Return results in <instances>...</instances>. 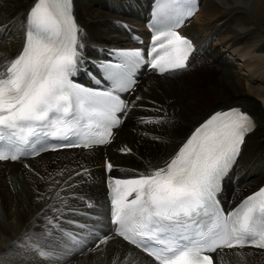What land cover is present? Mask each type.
Returning <instances> with one entry per match:
<instances>
[{
	"label": "bare ground",
	"instance_id": "1",
	"mask_svg": "<svg viewBox=\"0 0 264 264\" xmlns=\"http://www.w3.org/2000/svg\"><path fill=\"white\" fill-rule=\"evenodd\" d=\"M35 2L0 0V71L22 50L28 13ZM149 2L73 0L82 56L103 55L104 50L98 54L97 48L132 47L120 23L144 41ZM199 2V11L180 30L195 44L188 71L156 76L141 70L134 88L123 97L127 107L109 145L0 163V256L10 261L22 258L27 264H152L111 234L104 161L113 165L108 175L117 178L163 167L193 130L220 110L239 108L255 124L231 173L223 180L220 202L230 208L264 183V0ZM194 67L221 71L217 79L207 80L201 70L208 89L221 95L212 109L197 105V96L209 90L196 87V78L173 83L188 76ZM142 79L151 84L145 86ZM173 99L177 103L170 102ZM156 128L163 130L157 132ZM85 227L102 238L88 235ZM104 238L106 242L101 243ZM214 262L264 264V253L229 250L214 254Z\"/></svg>",
	"mask_w": 264,
	"mask_h": 264
},
{
	"label": "snow or ice",
	"instance_id": "2",
	"mask_svg": "<svg viewBox=\"0 0 264 264\" xmlns=\"http://www.w3.org/2000/svg\"><path fill=\"white\" fill-rule=\"evenodd\" d=\"M161 3L175 22L156 28L147 61L145 53L135 49L120 53L121 67H107L116 87L126 83L125 70L140 63L160 73L187 67L192 42L174 29L194 15L193 0H158V10ZM27 25L22 50L0 71V141L27 143L38 129L52 127L53 134L85 136L82 144L70 146L108 143L112 127L120 122L115 114L127 105L111 92L88 89L71 79L83 47L71 0H36ZM85 117L101 118L100 138L81 132ZM254 127L239 108L215 112L163 167L132 178H110L109 214L116 234L143 248L158 264H213L207 253L217 249H264V188L228 214L216 199L223 177ZM9 158L18 157L0 152V160ZM112 168L108 163L107 169Z\"/></svg>",
	"mask_w": 264,
	"mask_h": 264
},
{
	"label": "rangeland",
	"instance_id": "3",
	"mask_svg": "<svg viewBox=\"0 0 264 264\" xmlns=\"http://www.w3.org/2000/svg\"><path fill=\"white\" fill-rule=\"evenodd\" d=\"M98 10H99V8H98ZM228 56L225 54V55H223V58H227ZM200 67H194V69L191 71V73L188 75V76H184V77H181L180 79H178V80H176V81H174L173 83H181L183 80H188V81H191V80H193V78H196V87L197 86H199V88L200 89H202L203 90V88L201 87V81L205 84L204 85V88H206L207 86H208V83L207 82H204L202 79H201V76H202V71L204 72V76H205V78L208 80L209 79V77L210 78H212V80L214 79H217L218 78V76L221 74V71L220 70H218L219 69V66H216V68H218L217 69V71L218 72H213L212 70L211 71H208L207 69H201V70H197V69H199ZM201 68H203V67H201ZM212 69V68H211ZM197 70V71H196ZM198 73L196 76H194L193 77V74L194 73ZM199 75V76H198ZM192 76V77H191ZM190 77V78H189ZM142 81L143 82H145L143 79H142ZM141 81V82H142ZM145 84V86H149L150 84H151V82H145L144 83ZM206 89H208V87L206 88ZM210 89H211V87H210ZM210 89H208L209 91H208V93L207 94H205V95H198L197 97H198V100H197V105H199V106H201V107H204L205 109H208V107H209V109H212V107H213V105H215V104H217V103H219L220 101H221V95L219 94V92L215 89V90H210ZM205 90V89H204ZM144 91V90H143ZM206 91V90H205ZM216 96V97H215ZM217 97H219V98H217ZM140 98V97H139ZM205 98V99H204ZM215 98H217V99H215ZM174 100V101H173ZM173 100H171L170 102H172V103H177V100H175V99H173ZM220 100V101H219ZM218 101V102H217ZM216 102V103H215ZM213 104V105H212ZM203 108V109H204ZM167 123H170V122H172V121H166ZM165 122V123H166ZM161 130H163V129H159V128H156V131L158 132V131H161ZM155 142V141H154ZM155 143H157V142H155ZM158 145H160L159 143H157ZM165 144H167V142H165ZM130 150H132V149H130ZM132 151H134V150H132ZM135 152V151H134ZM124 154H127V153H124ZM141 155V157H145V155L144 154H140ZM137 158V157H139L138 155H135L134 156V158ZM22 166H24V165H22ZM233 179H234V175H232L231 176ZM0 218H1V216H0ZM46 234H48V233H46ZM16 247H19L20 248V246H16ZM87 253H90V252H87ZM1 258H2V261H1ZM20 259V260H19ZM19 259H14V261L13 260H7V258L3 255V256H0V264H27V261H23V259L22 258H19ZM5 260V261H4ZM19 260V261H18ZM18 261V262H17ZM20 262V263H19ZM26 262V263H25Z\"/></svg>",
	"mask_w": 264,
	"mask_h": 264
}]
</instances>
